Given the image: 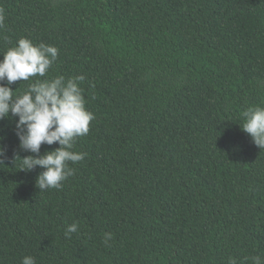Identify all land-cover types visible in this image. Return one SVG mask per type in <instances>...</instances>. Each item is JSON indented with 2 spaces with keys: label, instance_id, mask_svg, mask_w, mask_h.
Segmentation results:
<instances>
[{
  "label": "trees",
  "instance_id": "trees-1",
  "mask_svg": "<svg viewBox=\"0 0 264 264\" xmlns=\"http://www.w3.org/2000/svg\"><path fill=\"white\" fill-rule=\"evenodd\" d=\"M0 9V59L21 37L57 47L49 76L83 74L95 115L76 141L86 156L70 165L75 174L43 191L42 168L19 170L30 153L16 118L0 120V264L264 256V148L241 128L244 110L264 106V0H0Z\"/></svg>",
  "mask_w": 264,
  "mask_h": 264
},
{
  "label": "clouds",
  "instance_id": "clouds-1",
  "mask_svg": "<svg viewBox=\"0 0 264 264\" xmlns=\"http://www.w3.org/2000/svg\"><path fill=\"white\" fill-rule=\"evenodd\" d=\"M4 23L0 9V27ZM0 59V120L15 119V134L18 147L29 155L19 156V170L31 172L36 167L43 169L37 178L40 191L60 190L63 182L75 174L70 165L82 161L86 153L74 150L79 137L88 135L90 123L95 119L86 107L83 74L66 78L64 75L49 76V71L58 60L59 49L53 45L34 43L21 37L16 45L2 53ZM42 78V79H41ZM17 81H29L27 89L17 93L11 85ZM242 130L252 142L264 148V106H250L242 112ZM2 140V137H0ZM58 144L51 151L41 154L42 145ZM7 149L0 143V164H4ZM76 222L65 229V236L71 237L78 231ZM112 233H105L103 242L107 245ZM251 264H264V256L250 257ZM21 264H36L34 257L25 256ZM227 264H238L229 257Z\"/></svg>",
  "mask_w": 264,
  "mask_h": 264
}]
</instances>
